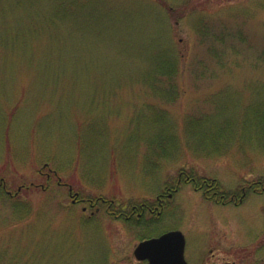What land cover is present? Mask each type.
Here are the masks:
<instances>
[{"label": "rangeland", "instance_id": "obj_1", "mask_svg": "<svg viewBox=\"0 0 264 264\" xmlns=\"http://www.w3.org/2000/svg\"><path fill=\"white\" fill-rule=\"evenodd\" d=\"M26 1L0 4V264H147L144 233L171 230L190 264H264V194L219 206L183 184L138 225L107 211L156 205L181 173L264 181V0H75L58 18L61 0Z\"/></svg>", "mask_w": 264, "mask_h": 264}, {"label": "flooded vegetation", "instance_id": "obj_2", "mask_svg": "<svg viewBox=\"0 0 264 264\" xmlns=\"http://www.w3.org/2000/svg\"><path fill=\"white\" fill-rule=\"evenodd\" d=\"M48 179L51 177V175H47ZM185 176V177H184ZM201 179L197 177H193L187 174L181 173L179 175V179L174 185H166L164 187V192L157 195L156 197V205H147V204H141L139 206H133L130 210V212H127L126 208L123 207L121 211L115 212L112 208V205H109L107 208V211L109 214H112L113 216L117 218H124L125 220L134 219L133 217L137 216V218H144V215L149 213L152 218H157L167 205V202L173 197L175 193H177L184 185H192L195 189V191L202 192L203 198H205L208 202H214L215 204L219 206H242L244 205V202L250 194H256L257 196L264 194V181L260 180L258 182H250L246 183L245 185L241 186V189L239 192L235 191L232 193H226L219 190V186L215 183V180H207L202 179L201 183H199ZM59 184H62L61 182ZM0 185H2L4 189H6L5 181L2 180ZM21 191V189H20ZM70 192H73V189ZM83 201V200H82ZM102 203H106V200H101ZM77 201L74 200L73 203H76ZM113 202V201H112ZM111 202V203H112ZM90 206L94 207L95 204H92V201H90ZM87 210V209H86ZM155 216V217H154ZM136 218V219H137ZM263 219H264V212H263Z\"/></svg>", "mask_w": 264, "mask_h": 264}, {"label": "water", "instance_id": "obj_3", "mask_svg": "<svg viewBox=\"0 0 264 264\" xmlns=\"http://www.w3.org/2000/svg\"><path fill=\"white\" fill-rule=\"evenodd\" d=\"M185 239L180 230H171L140 241L134 256L139 262L147 264H190L185 260Z\"/></svg>", "mask_w": 264, "mask_h": 264}, {"label": "trees", "instance_id": "obj_4", "mask_svg": "<svg viewBox=\"0 0 264 264\" xmlns=\"http://www.w3.org/2000/svg\"><path fill=\"white\" fill-rule=\"evenodd\" d=\"M4 1H6V0H0V4H4L3 2ZM10 1V0H9ZM12 1H14V2H16V4L18 5V6H23L24 4V2L26 3L27 1L26 0H12ZM30 3L31 2H34L35 0H28ZM60 2H62V3H60V5H57L56 6V8H55V10H56V15H57V17L56 18H58V17H60L61 15H66V14H68L69 15V13H71V11H75V7H74V5H75V0H61ZM1 8H2V6H1ZM67 15V16H68ZM72 15V14H71ZM33 19L34 20H38V18L35 16V17H33ZM37 25H39L38 23H36V22H33V24L29 27V29L26 27V29H23L24 31H26V32H30L31 34L32 33H34L35 31H37L38 30V26ZM171 66V65H170ZM172 69V67H170L169 68V70H171ZM168 70V71H169ZM165 70H163V71H161L160 73H161V77L163 76V75H165L164 73H162V72H164ZM169 78V80L170 79H172L171 78V76L169 75L168 76ZM154 79H156V78H154ZM171 82V81H170ZM173 84V83H172ZM167 88H169V89H171V90H168L167 92H165V91H159L157 88V91H158V93L159 94H166V95H171V96H175L176 95V91H175V87L173 86V85H170L169 87H167ZM190 121H188L187 122V124L189 123ZM196 122H198L197 120H194V121H191L190 123H192V124H194V123H196ZM221 126H224V127H226V128H230V126H231V121L230 120H227V121H225V123H223V125H221ZM206 136H208L209 138H211V147H212V149H213V151L216 153V155H226L229 151H230V147H228V148H222V146H219V142H217V139H216V134H210V136H209V134H206ZM229 141L227 142V145H229ZM162 153L163 154H159L157 157H165V156H167L168 155V153L166 154V152L163 150L162 151ZM210 155V154H209ZM202 180V179H201ZM201 180L199 181V183H201ZM215 183L219 186V188H220V185H219V183L215 180ZM144 220L142 219V218H137V219H130V220H127L126 222H128V223H130V222H137L136 224L138 225V222H139V224L141 223V222H143ZM148 232H145L144 233V235L145 236H143V238H142V240L144 241V239H146V238H149V237H151L152 235H149V234H147ZM146 236H149V237H146Z\"/></svg>", "mask_w": 264, "mask_h": 264}]
</instances>
